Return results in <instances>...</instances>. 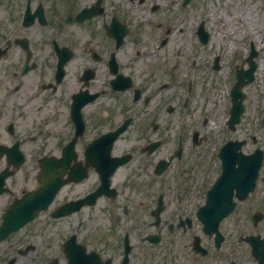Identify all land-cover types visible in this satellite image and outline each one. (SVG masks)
<instances>
[{"label":"flooded vegetation","instance_id":"1","mask_svg":"<svg viewBox=\"0 0 264 264\" xmlns=\"http://www.w3.org/2000/svg\"><path fill=\"white\" fill-rule=\"evenodd\" d=\"M120 14L110 0H0V50H6L0 53V173L11 174L4 196L10 203L35 190L48 173L43 160L54 157L55 175L73 181L40 214L43 221L30 225L47 230L51 222L67 223L65 263L84 246L100 264H231L223 221L217 241L198 217L221 165L216 156V169H208L199 150L206 139L192 78L197 62L188 58L183 72L179 53L149 65L139 45L129 48L134 28ZM165 30L168 43L172 27ZM246 58L235 72L247 67ZM72 141L74 152L65 159ZM16 150L30 155L28 168L9 166ZM260 170L255 192L264 190V163ZM91 194L97 196L91 206L54 218ZM253 213L263 214L257 224L252 216L253 230L264 229V211ZM30 233L18 242V254L36 251Z\"/></svg>","mask_w":264,"mask_h":264},{"label":"rangeland","instance_id":"2","mask_svg":"<svg viewBox=\"0 0 264 264\" xmlns=\"http://www.w3.org/2000/svg\"><path fill=\"white\" fill-rule=\"evenodd\" d=\"M110 4L113 11L121 12L122 21L133 25L134 32L128 37V42H132L129 48L139 45L146 63L152 65L153 60L167 56L178 59L174 54L180 53L184 72L190 66L188 58L190 62H197L192 70V78L197 85L196 100L208 119L205 121L203 117L202 133L206 140L199 150L204 153L208 169H216L218 149L230 139H246L244 152H252L256 145L264 148V0H192L183 7L182 0H143L142 3L139 0H110ZM155 4L159 6L157 11L151 8ZM202 22L209 33L207 45L200 44L196 35L197 26ZM168 25L172 27V33L168 35V43L160 48L161 37ZM136 29L140 31L138 36L134 35ZM6 30L8 32L10 27ZM251 44L259 52V68L253 84L244 88L247 93L245 111L241 123L231 132L226 122L231 109L229 92L234 66L241 65L251 50ZM215 58H219V70L213 69ZM255 137L256 145L252 140ZM31 163L29 160L25 168ZM6 200L7 197L0 200V217ZM255 210L264 211V190L260 187L255 195L241 203L236 214L223 222L226 253L231 252L229 257L239 264L255 263L247 246L239 242L240 236L256 232L250 223V214ZM84 215L85 218L88 213ZM66 224L59 220L51 223L47 230L39 225L28 232L33 236L32 244L36 251L26 255H15L18 242L25 238V233L15 235L0 246V263L7 264L15 259V264H48L46 258L51 261L58 257L59 264H64L61 242L63 233L67 231ZM260 232L264 229L260 228ZM30 238L26 237L25 241Z\"/></svg>","mask_w":264,"mask_h":264},{"label":"water","instance_id":"3","mask_svg":"<svg viewBox=\"0 0 264 264\" xmlns=\"http://www.w3.org/2000/svg\"><path fill=\"white\" fill-rule=\"evenodd\" d=\"M208 34L203 38V42H207ZM256 53L253 51L251 55L254 56ZM216 63V68L217 67ZM255 65L251 63V67L248 72H241L238 75V84L231 91L233 107L231 111V118L228 125L235 129V124L240 122V117L243 112V93H240L242 86L251 82L253 79V72ZM245 78L248 79L245 82ZM243 143L241 142H228L222 146L220 153L223 161L224 174L216 182L209 193V207L204 208L203 216L206 224L215 223L217 224L220 220L226 217L234 208L233 204V190L236 188L238 196L244 199L249 190H252L255 184V177L257 175V168L261 163L262 152L256 150L251 156H244L239 152V148ZM238 164V167L236 165ZM2 184L0 185V194L2 192ZM43 188V187H42ZM40 188L33 194H26L22 199L15 202L3 216V223L0 227V242L7 238V236L15 232V230L24 226L27 222L33 220L36 217V211L46 209L51 203L57 190H48ZM58 188V187H57ZM219 211L221 213H219ZM208 212L210 214H208ZM212 213H214L212 215ZM247 241L253 246V253L256 259H259V264L264 263V240L259 241L257 237H249ZM70 264H80L79 262H72Z\"/></svg>","mask_w":264,"mask_h":264}]
</instances>
